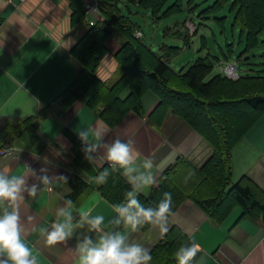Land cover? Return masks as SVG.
Segmentation results:
<instances>
[{
    "label": "crops",
    "instance_id": "1",
    "mask_svg": "<svg viewBox=\"0 0 264 264\" xmlns=\"http://www.w3.org/2000/svg\"><path fill=\"white\" fill-rule=\"evenodd\" d=\"M69 3V0H0V148L6 145L15 148L14 155L0 157V171L23 174L29 168L37 174L28 178L29 185H37L36 195L25 194L19 209L24 237L37 264H76L77 237L87 234L85 230L77 229L71 239L56 245H48L41 233L42 229L51 230L57 210L65 207L70 200L68 195L74 193L73 175L86 183L76 200H71L74 219L79 218L80 209L91 207L94 215H104L108 228L112 227L108 221L115 215L113 204L102 194V185L91 179L109 165L106 149L94 154L91 163L86 161L78 136L81 129L106 127L104 140L109 144L115 139L134 141L138 152L135 165L139 170H143L145 157L152 159L156 185L148 195L141 193L144 196H151L163 174L178 162L192 169L200 168L213 153L208 141L185 120L173 114L160 126L151 120L150 115L159 103V97L152 91L143 96V116L131 111L115 127L101 117L99 110L81 101L65 112L59 106L46 108L82 69L71 48L89 31L91 16L87 12L85 21L73 24ZM132 8L137 12L136 7ZM149 44L159 49L160 44ZM107 46L109 53L97 75L111 81L119 73L114 55L120 45L112 44L110 39ZM30 117L40 118L35 132L22 130L23 120ZM40 175H47L51 183L42 184ZM244 175L264 189V115L234 148L232 179L238 181ZM174 213L169 231L178 226L200 245L192 264H264V224L241 217L240 207L221 222L214 221L191 199L185 200ZM167 233L161 235L150 228L131 233L129 238L151 251Z\"/></svg>",
    "mask_w": 264,
    "mask_h": 264
},
{
    "label": "trees",
    "instance_id": "2",
    "mask_svg": "<svg viewBox=\"0 0 264 264\" xmlns=\"http://www.w3.org/2000/svg\"><path fill=\"white\" fill-rule=\"evenodd\" d=\"M72 10V23L85 21L88 10L87 0H69ZM187 1L189 10L199 4L196 0ZM100 0V15L96 22L71 48V54L81 64L77 78L46 108L59 106L67 111L76 101H81L115 127L125 116L135 111L144 115L143 96L152 91L159 97V103L150 115L157 125H163L169 114L185 120L212 146L213 153L205 164L196 169L178 162L167 170L151 196L140 194L138 199L145 206H154L164 192L173 196V211L187 199L199 204L216 222L225 220L235 208L243 211L241 217H249L264 224V189L250 176L244 175L232 184L233 151L246 136L249 129L264 115V69L254 68L237 78L223 72L214 73L215 61L234 59L249 62L250 54L264 45V0H215L199 11V18H208L217 13L225 3L230 2L234 12L232 28L241 29L240 42L245 43L241 53L235 51V44L227 43L228 51L222 47V58L212 55L199 57L187 69H176L173 59L182 47L162 42L157 51L143 37L144 32L131 15L137 9L150 13V18L159 22L184 10V0ZM127 11V13L125 12ZM227 17L216 18L226 32ZM191 21V19H190ZM188 19L177 26L165 29L166 38H183L190 45L192 36L200 26L192 31ZM202 24V22H200ZM143 36L137 37L136 32ZM122 39L114 57L121 74L115 80H102L97 70L103 58L109 53L107 43L113 37ZM228 41V40H227ZM208 40L202 36V47L207 49ZM263 56V55H261ZM213 57V58H212ZM255 57V56H253ZM247 65V63H246ZM238 66V62H237ZM249 67H247L248 70ZM239 69V68H238ZM40 118L23 120V129L35 132ZM109 165L100 169L108 168ZM74 193L68 198L75 201L77 193L84 190L86 183L77 175L72 176ZM123 172H112L101 192L113 205L122 203L130 189ZM150 228L145 226L142 231ZM193 240L178 226H173L162 241L151 250V264H176L174 253L182 244Z\"/></svg>",
    "mask_w": 264,
    "mask_h": 264
},
{
    "label": "clouds",
    "instance_id": "3",
    "mask_svg": "<svg viewBox=\"0 0 264 264\" xmlns=\"http://www.w3.org/2000/svg\"><path fill=\"white\" fill-rule=\"evenodd\" d=\"M108 129L87 127L78 132L82 144L84 159L91 163L101 148L106 149L109 167L92 177L96 185L106 184L114 171H122L128 178L130 189L125 192L124 201L114 204L115 214L108 224L105 216L93 214V208L79 210V218L74 219L72 201L57 210V219L51 224V230L42 229L48 245H56L71 239L77 229L87 234L77 237L76 264H151L153 257L150 249L141 243L130 240V234L145 226L157 229L163 235L169 231L173 211V196L164 192L154 206H145L138 196L148 195L156 185V178L151 169L153 161L145 157L142 169L135 165L138 152L134 141L115 139L110 144L104 140ZM63 147V145H61ZM47 160V158H45ZM41 171H45L41 169ZM36 176L35 170L29 169L23 174H8L7 169L0 171V264H37L31 248L24 237L21 223L20 206L25 201V194L35 196L37 185L28 183L29 176ZM44 185L51 183L47 175L38 176ZM123 228V231L121 230ZM200 251V245L191 240L182 244L174 253L176 264H192L193 258Z\"/></svg>",
    "mask_w": 264,
    "mask_h": 264
},
{
    "label": "rangeland",
    "instance_id": "4",
    "mask_svg": "<svg viewBox=\"0 0 264 264\" xmlns=\"http://www.w3.org/2000/svg\"><path fill=\"white\" fill-rule=\"evenodd\" d=\"M173 2L174 0H171L170 4ZM196 2L200 4L194 8V11H191L189 10L187 1L185 2L184 0L183 11L176 13L168 18L162 19L159 22L153 21L149 17L150 13H147L145 10L136 9L138 13L131 15L132 18L141 26V29L144 32L143 37L148 43L153 42L154 45H157L165 42L168 45H176L182 47L181 52L172 61V65L176 69H187V67L195 60H197L199 57H205L209 52H211L212 55H218L220 58H222L220 47H222L223 50L227 52L229 43L235 44V51L237 53H241L245 49V43L240 42L241 29L239 27H236L234 31L232 28L235 14L230 10V2L225 3L222 9L217 13L209 14L210 17L201 19L198 16L199 11H202L208 6L212 5L215 0H196ZM125 12L127 13V11ZM222 17H227L225 21L226 32H224L221 27V21L216 20V18ZM185 19H188L189 28H192L193 31L196 29V26H200L198 33L192 36L190 45H186L183 38H166L164 36L165 29L167 27L177 26L178 22H182ZM190 19L193 23H195L196 26L192 22H190ZM200 22H202V24H200ZM203 35L206 36L208 40L207 49H203L202 47ZM111 41L112 44H115L117 46L121 45L122 42L118 36L113 37ZM153 48L155 49L156 46H153ZM155 50L157 51V49ZM250 56L252 57L249 62L239 61L235 58L237 57L236 54L234 56V59H231L229 62H226L225 60H221V62L215 61L216 66L214 69V73L223 72L224 74H226V71H224L226 69V66L237 62L239 71L242 74H245L247 71L252 72L250 71V69L252 68L256 70L264 69V45H261L260 47L255 49L250 54ZM247 67H249L248 70ZM120 75V73H117L114 78L117 79ZM235 182L236 181H232L231 185H233Z\"/></svg>",
    "mask_w": 264,
    "mask_h": 264
},
{
    "label": "built area",
    "instance_id": "5",
    "mask_svg": "<svg viewBox=\"0 0 264 264\" xmlns=\"http://www.w3.org/2000/svg\"><path fill=\"white\" fill-rule=\"evenodd\" d=\"M19 1L24 2L25 0H19ZM86 9L88 10V15L91 16L89 22L91 25H93L96 22L97 17L100 15V0H89V1H87L86 2ZM190 22H192V21H190ZM187 25H188V23H187ZM188 27H189V25H188ZM190 29L192 30V28H190ZM136 36L142 37L143 32L137 31ZM224 71H226L225 72L226 75H228L229 77H232V78H237L240 75L237 63L227 65L226 69ZM14 154H15L14 146L6 145L5 147L0 148V157H6V156L14 155Z\"/></svg>",
    "mask_w": 264,
    "mask_h": 264
}]
</instances>
